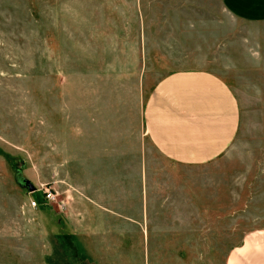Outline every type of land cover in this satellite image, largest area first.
<instances>
[{
    "label": "rangeland",
    "instance_id": "obj_1",
    "mask_svg": "<svg viewBox=\"0 0 264 264\" xmlns=\"http://www.w3.org/2000/svg\"><path fill=\"white\" fill-rule=\"evenodd\" d=\"M206 2H149L137 22H116L114 8L125 6L0 0V264H44L47 242L53 259L76 256L82 264H227L234 244L264 222L258 221L264 216L258 54L228 56V41L246 29L228 28L233 20L215 13V0ZM118 23L144 29V51L110 52ZM185 68L217 72L241 106L231 152L200 166L164 160L142 123L157 81ZM208 200L220 204L208 207ZM176 201L192 205L194 222L181 226L179 236L176 225L155 221ZM146 204L161 210L150 212L147 239L137 221ZM81 211L88 236L92 225L114 227L116 254L105 244L75 247Z\"/></svg>",
    "mask_w": 264,
    "mask_h": 264
},
{
    "label": "crops",
    "instance_id": "obj_2",
    "mask_svg": "<svg viewBox=\"0 0 264 264\" xmlns=\"http://www.w3.org/2000/svg\"><path fill=\"white\" fill-rule=\"evenodd\" d=\"M81 1L89 2L91 7H100V5L107 3L109 5H121L122 8L125 6L121 11H119L120 8H114L113 18L116 19V22L126 19L137 22L138 15L142 14L143 4L146 7V3H158L164 0ZM215 2L219 5L215 13H219L220 16H229L233 20L232 23L234 24L228 25V28L246 29L242 35L228 41L230 52L228 56L258 54L261 91L264 86V66L261 64L262 54H264V0H215ZM206 4L208 2L204 0L203 5L206 6ZM157 13L159 17L158 10ZM90 15L93 16V14ZM117 25L120 27L115 28L114 32L118 42L116 41L110 52L120 51L119 47H123V51L126 52L144 51V29L142 27L136 26V28L128 30L127 26L119 23ZM84 37L89 38L91 34H86ZM126 37L130 38L126 39ZM228 56L222 53V57ZM249 56L248 58H251ZM143 59V62H145V55ZM140 62L141 58L139 56L137 63ZM143 108L142 123L151 147L172 165L188 167L216 162L231 152L232 145L238 139L237 134L241 126V106H239L238 97L230 82L217 72L207 68H185L171 71V73L161 77L149 92ZM91 152L93 153L92 150ZM101 159L105 161V153L101 154ZM187 203L182 204L176 201L174 205L169 207L171 213L164 214L167 215L164 218L161 217V214H158L155 221H158L159 224L165 221L166 224L176 225L177 232L175 234L178 235L181 226L194 224L192 218L188 221V209L192 205L188 206ZM206 203L208 207L214 206V204L218 207L220 204L219 200L216 202L208 200ZM141 208L143 214L137 221L141 224L140 235L147 239V231H149L147 223L151 219L150 212L152 210L160 212L161 210L152 208L149 204L143 205ZM184 212L185 219L183 217ZM262 213L264 214V211ZM79 216L81 217L75 218L74 222V226H76L74 231L75 247L77 249H92L100 245L102 247L105 244L110 247L107 249L108 251L115 253V239L112 238L114 227L110 228L107 222L97 224V229L92 225L89 230L91 234L89 233L88 236L82 225V211ZM218 217L224 219V213H218ZM43 218L46 219L47 216ZM262 219H264V216L258 218V221ZM48 224L49 222H47V226ZM103 225L104 227L100 228ZM50 227L53 226H48V228ZM143 229L145 230L143 231ZM189 230L188 228L187 231ZM99 231H101V234H98ZM95 233L98 236H95L97 235ZM55 253L53 245L47 242L44 264H58L56 262L59 261L63 264L83 263H79L81 257L76 256L69 257L68 263L66 259L62 258L63 256L60 260L53 259L56 256ZM77 253L80 252L77 251ZM87 254L90 255L89 258L92 261L97 257L94 252L88 250ZM228 254L227 264H264V222L257 228L254 227L248 230L239 243L234 244ZM146 257L148 258L149 255ZM143 258H145L144 255Z\"/></svg>",
    "mask_w": 264,
    "mask_h": 264
},
{
    "label": "built area",
    "instance_id": "obj_3",
    "mask_svg": "<svg viewBox=\"0 0 264 264\" xmlns=\"http://www.w3.org/2000/svg\"><path fill=\"white\" fill-rule=\"evenodd\" d=\"M46 192V194H45V197L46 198H50V197H52L53 198V196L51 195V192L50 191H45ZM44 192V193H45ZM37 205V203H36V201L35 200H32L31 201V206L33 207V206H36Z\"/></svg>",
    "mask_w": 264,
    "mask_h": 264
},
{
    "label": "water",
    "instance_id": "obj_4",
    "mask_svg": "<svg viewBox=\"0 0 264 264\" xmlns=\"http://www.w3.org/2000/svg\"><path fill=\"white\" fill-rule=\"evenodd\" d=\"M29 188H30V189H33V186L30 184Z\"/></svg>",
    "mask_w": 264,
    "mask_h": 264
}]
</instances>
